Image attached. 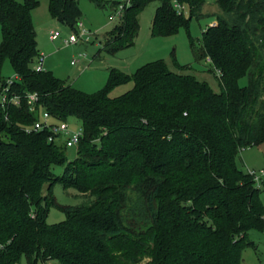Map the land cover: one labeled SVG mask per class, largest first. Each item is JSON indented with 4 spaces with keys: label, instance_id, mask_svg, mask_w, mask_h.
Segmentation results:
<instances>
[{
    "label": "trees",
    "instance_id": "1",
    "mask_svg": "<svg viewBox=\"0 0 264 264\" xmlns=\"http://www.w3.org/2000/svg\"><path fill=\"white\" fill-rule=\"evenodd\" d=\"M47 1L51 17L74 31L78 0ZM212 1L216 24L202 31L193 54L211 59L218 92L182 74L190 67L175 63L176 73L156 61L131 77L112 70L104 90L86 94L34 71L37 1L0 0V91L8 60L10 93L38 95L35 111L23 100L6 119L0 115V264H242L243 251L254 247L249 233L264 232L260 190L237 165L242 150L264 144V0ZM152 2L159 3L152 35L169 37L203 17L208 0H129L104 38L106 52L133 44L138 15ZM129 78L130 91L109 96ZM41 111L54 122L80 121L73 161L68 148L48 142L47 131H25ZM57 181L82 202L58 205ZM51 207L65 220L48 224Z\"/></svg>",
    "mask_w": 264,
    "mask_h": 264
},
{
    "label": "rangeland",
    "instance_id": "2",
    "mask_svg": "<svg viewBox=\"0 0 264 264\" xmlns=\"http://www.w3.org/2000/svg\"><path fill=\"white\" fill-rule=\"evenodd\" d=\"M17 1L24 2V0ZM36 1L38 4L33 9L31 18L36 32L37 46L40 55H43V71L52 74L59 81L80 92L94 94L104 90L112 70L131 77L138 69L156 61L164 62L171 71L176 73L178 70L175 63L180 66H188L190 69L182 74H190L201 81H207L216 92L219 91L216 76L207 71L209 64L205 59L196 60L193 54V49L197 48L201 41L202 31L207 26L216 24L213 15L220 11L212 0H208V3L203 7V17L193 18L190 21L188 30L182 29L176 35L169 37L152 35L153 18L159 3H150L138 15L139 29L133 44L112 54L106 52L103 45L105 36L117 24L118 6L111 8L107 5L99 8L88 0H78L81 9L80 26H75V30L72 31L59 25L51 17L47 0ZM184 13L187 17V9ZM53 31L60 34L56 41L50 40V34ZM83 31L87 33V36L81 37V41L78 40L73 45H65L64 42L71 33L77 37L81 36ZM1 42L0 31V44ZM191 42H193V46H191ZM72 61L75 62L74 65H71ZM1 76L4 79H14V72L8 60L3 62ZM240 84L244 86L246 80L242 79ZM132 87L133 82L129 78L125 83L112 88L108 94L112 98L118 97L130 91ZM42 113L43 111H41V115ZM41 115L40 119H42ZM67 123L71 130L81 129V123L76 118H69ZM65 153L68 161H73L76 158L75 148H68ZM237 165L244 172L250 169L259 173L264 169V144L242 150ZM53 171L55 175L60 176L63 169L58 166ZM259 190L264 206V180L260 184ZM52 195L60 206H76L83 200L77 191L71 188L65 190L59 181L53 185ZM65 218V214L57 207H51L46 222L50 225L59 224ZM249 239L253 242L254 247L243 251L242 264H264V232L251 231ZM19 264H27L26 259L22 258ZM49 264L58 263L51 261Z\"/></svg>",
    "mask_w": 264,
    "mask_h": 264
},
{
    "label": "built area",
    "instance_id": "3",
    "mask_svg": "<svg viewBox=\"0 0 264 264\" xmlns=\"http://www.w3.org/2000/svg\"><path fill=\"white\" fill-rule=\"evenodd\" d=\"M120 5L118 6V13H117V20L121 17L123 11L125 10L126 6L129 3V0H119ZM179 10L183 9L180 6H176ZM80 26V24H79ZM87 36V33L85 31L82 32L81 36H77L73 33L70 34L67 40H65V45H73L78 42V40H82L81 37ZM60 37L59 32L53 31L50 34V40L56 41ZM81 57V55H79ZM84 57H86L84 55ZM42 61H43V55H40L37 63L34 65L33 69L35 72H44L42 68ZM206 62L210 65L211 59L206 58ZM75 62L72 61L71 65H74ZM216 73L219 75L220 73L216 71ZM12 84V79H9L7 81L6 86L0 91V115L3 113L5 114V119L7 118V109L10 106L19 107L21 102L25 100L27 102V105L29 106L30 110L33 112L35 111V107L38 103V95L37 94H27L23 97L11 94L10 93V87ZM42 119H39L34 123V125L30 128H27L25 131L27 133L31 132H42L47 131L49 133L48 136V142L55 143L58 145L65 146L66 148H77L79 145L80 140L82 139V130H71L69 128V125L67 122H54L51 118V116L43 112L41 115ZM246 173L252 177L253 181L255 182V185L259 188L260 184L264 180V169L259 171L257 173L254 170H247Z\"/></svg>",
    "mask_w": 264,
    "mask_h": 264
}]
</instances>
